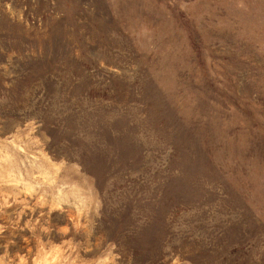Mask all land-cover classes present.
Returning <instances> with one entry per match:
<instances>
[{"label": "rangeland", "instance_id": "1", "mask_svg": "<svg viewBox=\"0 0 264 264\" xmlns=\"http://www.w3.org/2000/svg\"><path fill=\"white\" fill-rule=\"evenodd\" d=\"M0 264H264V0H0Z\"/></svg>", "mask_w": 264, "mask_h": 264}]
</instances>
